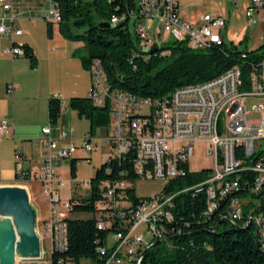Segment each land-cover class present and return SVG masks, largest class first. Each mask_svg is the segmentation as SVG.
Wrapping results in <instances>:
<instances>
[{
	"label": "built area",
	"instance_id": "2783aa9c",
	"mask_svg": "<svg viewBox=\"0 0 264 264\" xmlns=\"http://www.w3.org/2000/svg\"><path fill=\"white\" fill-rule=\"evenodd\" d=\"M230 2L236 3L237 0ZM259 10H264V0H252L247 9L250 24L254 23ZM37 17L52 23H59L62 18L60 8L51 0H0V38L11 42L5 54L12 57L25 55V49L15 42V38L23 34L19 21ZM142 19L154 21L156 27L150 29L140 25ZM119 20L114 15L111 23L117 24ZM201 22L198 26L181 17L179 0H137V9L130 12V24L136 27L145 49L165 42L154 43L149 34L151 30L160 37L162 27L169 39L187 42L194 49H204L212 43L225 40L223 30L228 26L226 18L203 16ZM253 65L248 83L244 81L241 66L236 65L211 80L181 85L167 95L152 99L113 88L101 61L94 60L89 69L92 85L88 96L96 106H109L110 124L100 133L88 131L81 140L76 139L74 129L52 122L43 128L40 143L44 155L33 166L18 171V180L36 181L43 185L44 194L51 200L50 213L46 220H37L40 257L19 259L17 264H55V251L67 248L66 220L71 211V202L70 199L62 201L56 193L66 184L56 168L64 159L75 157L79 149L94 153L105 146L109 150L106 161L134 149L139 181L159 180L164 184L160 191L143 196L141 202L131 208L132 204L125 194V182L102 183L104 196L97 203L98 208L106 213L118 210L123 219L127 213L132 217L126 229L112 233L110 242L109 235L106 245L100 248L104 260L97 263L88 259L89 264H141L143 253L165 235V224L174 219V196L177 193L165 189L172 179L185 174L184 164L188 165L190 171H200L203 175L200 180L184 185L180 191H192L195 194L204 191L208 201L207 215L219 209L222 199L243 187L240 171L248 167L243 166L242 160L238 158L239 152L242 151L246 157H253L264 149L263 107L256 106L253 109L262 116L252 119L245 106L247 97L264 99V58ZM14 88V84L8 86L10 92ZM12 131L13 124L10 121H0V136H10ZM197 143L206 144L207 157L213 159L212 167H191ZM16 154L21 165L27 161L20 147L16 148ZM85 159L91 163V157ZM251 169L257 173L252 189L259 192L264 188V156ZM84 186L86 188H82L80 194L88 192L90 181ZM78 189H81L79 183L73 190ZM248 201L249 198L231 199L221 216L241 219ZM248 223L256 226L264 245V215L255 213L251 207ZM106 226L105 221L98 224L101 229ZM144 226L145 233H139ZM46 238L48 251L45 249Z\"/></svg>",
	"mask_w": 264,
	"mask_h": 264
},
{
	"label": "trees",
	"instance_id": "16d2710c",
	"mask_svg": "<svg viewBox=\"0 0 264 264\" xmlns=\"http://www.w3.org/2000/svg\"><path fill=\"white\" fill-rule=\"evenodd\" d=\"M51 1L61 11L59 30L62 35L68 40L84 43L85 53H78L80 49L74 53L85 68L90 69L94 60H100L112 87L136 96L157 99L181 85L211 80L236 65L241 66L244 81L248 83L253 64L264 58V42L253 50H239L226 40L204 49H194L187 42L172 40L157 45L155 50L145 49L130 24V12L137 9V0ZM114 15L120 18L117 24L111 23ZM103 23H109V26H103ZM47 26L51 36L53 23L48 21ZM19 45L25 49L31 67L35 68L37 58L33 47L28 43ZM69 106L80 118L90 121L91 132L108 128V105L96 106L89 96H75L69 100ZM48 112L50 122L55 124L60 120L62 102L59 97L49 98ZM263 156L264 149L253 157L239 152L238 158L248 167L240 171L243 187L222 199L219 209L210 215L205 213L208 201L204 191L197 194L180 191L203 175L200 171H190L184 164L185 174L172 179L165 189L177 193L174 219L165 224V235L146 250L141 264H264V245L256 226L248 223L251 207L255 213L264 215V188L259 192L252 189L257 173L251 169ZM77 159H71L73 177L76 176ZM135 169V150L130 149L122 156L105 161L90 180L88 192L70 199L71 211L66 220L67 248L55 251V264H61V261L62 264L67 261L80 264L82 259L97 263L104 260L100 248L106 245L109 235L126 229L132 216L127 213L123 219L118 210L106 213L98 208L97 203L104 196L102 183L125 182L126 198L134 208L143 199L137 190L140 176ZM16 177H19L18 172ZM233 198L250 199L244 205L241 219L221 216ZM73 213L89 216L78 218L71 216ZM100 221H105L107 226L99 228Z\"/></svg>",
	"mask_w": 264,
	"mask_h": 264
},
{
	"label": "rangeland",
	"instance_id": "374dc122",
	"mask_svg": "<svg viewBox=\"0 0 264 264\" xmlns=\"http://www.w3.org/2000/svg\"><path fill=\"white\" fill-rule=\"evenodd\" d=\"M180 1V12L182 18L188 22L197 24L200 26L202 24L203 16L211 17H224L229 22L227 29L223 30V35L228 43H232L234 46L238 47L239 50H253L258 48L264 42V10H259L256 12V19L254 23L250 24L247 16L248 5L252 0H237L236 3H231L230 0H179ZM49 20L43 19L41 17L33 19H22L20 20V27L23 29L24 34L17 37V44H21L22 39H30L36 46L38 53H69L71 46H66L62 42V38L66 39L59 30V23L53 22L55 27L54 36L48 32ZM140 25L145 27H150L154 29L156 23L154 21H148L142 19ZM133 33L136 32V27L131 26ZM59 31V32H58ZM60 35H59V34ZM152 31L149 34L152 35ZM53 36V38H52ZM60 37V38H59ZM155 37V35H152ZM161 39L158 43H162L164 38H168V34L165 32L164 28L161 29ZM263 37V38H261ZM174 40L170 38L168 41ZM3 43V41H1ZM0 43V53H5V49L11 45L10 41H5L3 44ZM76 50V49H74ZM78 53H85L83 48H80ZM23 65H27V58L25 56H20ZM5 75L4 80H0V98L2 96V91L7 94L10 100L12 99V92H7L6 83L11 84L16 83L15 80L24 83L25 87H22L18 94L17 102V114L14 115L13 111L15 108L14 100L8 101V104L0 100V114L2 119H7L8 121H13L19 125H26L32 127L34 130L36 126H41L49 124L48 115L45 112L42 118L41 113L38 109L36 102V95L30 85L32 84V79L26 77H14V68L10 63L0 60V77ZM28 82V84H27ZM246 108L251 114L252 119H258L262 116L260 112L256 113L253 109L256 106L263 107L264 110V99L258 97H247L246 98ZM1 121V119H0ZM10 121V122H11ZM61 121V118L59 122ZM70 127H74L77 131L75 137L77 140H81L86 135L87 131L90 129V121L86 118H80L77 113H73L71 121L68 123ZM43 130V129H42ZM104 131V128H99L96 132L100 133ZM43 137V136H42ZM2 143L0 142V181H14L16 167L18 170L22 168L21 162L18 164V157L16 154V147L21 146L22 141H16L14 136H4L0 137ZM30 142V141H28ZM17 143V144H16ZM109 156V150L105 146H101L100 150L94 153L86 152L83 149H79L75 157L77 159L76 163V176L73 177L71 174V159H65L58 171L63 175L65 186L58 189L56 193L60 196L62 201H68L74 195H79L83 189L86 187L84 183H88L92 178L95 177L97 169L106 161ZM85 157H91V163L87 162ZM213 159L207 157V146L205 143H197L195 146L194 154L191 159V167L193 169H198L202 167H212ZM80 184V188L77 191L73 190L74 186ZM31 187V202L37 214V220H46L50 213V197L46 196L43 192V185L38 182H29ZM164 186L162 181L159 180H143L137 183V190L141 196H149L160 191ZM83 188V189H82ZM71 216L78 218H87L89 214L87 213H73ZM146 227H142L139 233H145ZM112 236L110 235L108 241H111ZM45 249L49 250L48 238H46ZM80 264H89L88 259H82Z\"/></svg>",
	"mask_w": 264,
	"mask_h": 264
},
{
	"label": "crops",
	"instance_id": "0c3cea01",
	"mask_svg": "<svg viewBox=\"0 0 264 264\" xmlns=\"http://www.w3.org/2000/svg\"><path fill=\"white\" fill-rule=\"evenodd\" d=\"M179 7H180V1H179ZM181 17H182V14H181ZM228 25H229V22H228ZM54 30H55V27L53 25V28H52L53 36L55 34ZM152 35H155V37H152ZM152 35L150 34V37L154 43H157L159 39H161L159 35H157L154 32L152 33ZM61 38H62L61 40L63 44H65L66 46H71V50H69V53L68 52L67 53H50L49 50L47 53H38L35 44L30 39L28 38L22 39V42L20 43H28L34 49V52L37 58V66L35 68L31 67L30 60L25 55H20V56H25V58L28 59L27 65H23L24 63H22V59H20L21 58L20 56L12 57L11 55H7L5 53H0V60L10 63L13 66L15 79H17V77L19 76L20 77L22 76V77H26L28 79L34 80L32 81V84L30 85V87L34 91L36 95V99L38 100L36 104L38 105V109L41 113L42 118L44 117V113L46 112L48 115L49 123H50V120H49V112H48V100L51 96L59 97L62 102V116H61V121L60 122L58 121L55 124L58 126L67 128V129H74L75 133H77L74 127L68 126L69 121H71L73 117V113L76 112L78 115V112L76 110H73L72 108H70L69 100L75 96H88L90 89H91V85H92L91 84V73L89 69L85 68L80 57L76 55V53H74L80 48H83L84 43L81 41H71L68 39H64L63 37ZM16 39L17 37L15 38V41H17ZM168 40L169 38L163 39V41L165 42ZM1 41H3L4 43L5 41H10V40L6 38H0V43H2ZM4 78H5V75H2L0 77V80L1 79L4 80ZM15 81L16 83L14 82L11 83V84H14L15 86L12 92L13 95L11 96L12 99L10 100L8 98L10 96H8L7 94H5L4 91H2V96L0 100L6 102L7 104H8V101L11 102L12 100H14L15 108H14L13 113L16 116L18 94L21 91L22 87H25V86L22 81L21 83L18 82V80H15ZM5 83H6L7 92H10L8 90V86L10 84L8 82H5ZM2 115H5V112H3V114L2 113L0 114L1 120H3ZM11 123L13 124V131L10 136H14L16 141H22L21 143L22 145L17 146L16 148L20 147L24 152L25 158L27 159V161L22 164V168L33 166L35 161L41 159L42 156L44 155V149L40 143V140L43 136L42 129L48 124L41 126V128L39 127L40 125H38L33 130L32 127H29L26 125H22V124L19 125L13 121H11ZM97 130H99V128H97L94 132L97 133L96 132ZM88 131H90V129ZM10 136H7V137H10ZM0 137H4V136H0ZM0 139H3V138H0ZM0 142L2 143V141ZM63 161H61L59 166L56 168L57 170L58 168H60ZM16 163H18V161H16ZM20 170H18L16 167L14 181H0V186L1 185L25 186L28 189L30 197H31L32 192H31V187L29 186V182H36V181L26 180V181L20 182L18 178L16 177L17 172Z\"/></svg>",
	"mask_w": 264,
	"mask_h": 264
},
{
	"label": "water",
	"instance_id": "95a60500",
	"mask_svg": "<svg viewBox=\"0 0 264 264\" xmlns=\"http://www.w3.org/2000/svg\"><path fill=\"white\" fill-rule=\"evenodd\" d=\"M40 255L37 214L28 189L21 185H1L0 264H17L19 259H36Z\"/></svg>",
	"mask_w": 264,
	"mask_h": 264
}]
</instances>
